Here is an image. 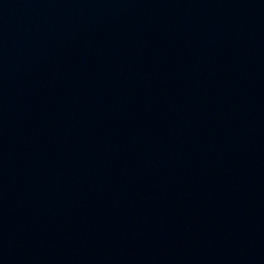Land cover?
<instances>
[{
	"label": "water",
	"instance_id": "obj_1",
	"mask_svg": "<svg viewBox=\"0 0 264 264\" xmlns=\"http://www.w3.org/2000/svg\"><path fill=\"white\" fill-rule=\"evenodd\" d=\"M0 264H264V0H0Z\"/></svg>",
	"mask_w": 264,
	"mask_h": 264
}]
</instances>
